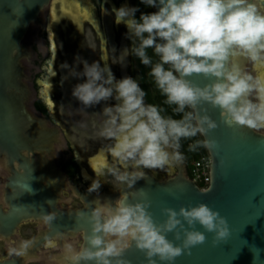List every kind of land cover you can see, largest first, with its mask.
<instances>
[{"label":"clouds","instance_id":"9594fccd","mask_svg":"<svg viewBox=\"0 0 264 264\" xmlns=\"http://www.w3.org/2000/svg\"><path fill=\"white\" fill-rule=\"evenodd\" d=\"M148 7H159L136 19V8L115 9L116 24H124L132 39L134 54L151 68L150 75L168 105L182 114L173 119L162 109L145 102V91L139 83L124 77L117 80L109 66L99 62H83V70L73 75L83 82L75 84L71 95L84 108L106 105V117L100 135L112 141L113 158L132 171L110 170L115 179L132 188L145 178L144 169L164 172L179 164L183 156L181 141L198 135L205 137L218 124L201 107L204 104L220 110L222 123L243 126L260 132L264 130V77L243 71L239 58L253 66L264 67V3L261 0H141ZM154 51L159 59L154 63L148 55ZM211 79L200 87L189 77ZM115 100L114 105H109ZM193 148L212 149L216 141H197ZM98 190L89 188V192ZM139 191H142L139 190ZM128 193L116 202L97 206L91 211V234L85 237L87 247L79 249L66 245L68 259L73 264H129L124 254L132 244L144 253L148 264L158 259L166 264L206 241L204 232L188 230L199 224L213 234V246L226 242L229 225L218 211L207 204L162 209L166 220L157 224L150 202L128 203ZM79 218L80 213L76 214ZM57 213L42 214L44 223L51 226ZM187 224L188 228L184 225ZM173 233L179 245L167 238ZM9 248L10 256H23L29 246ZM258 252L260 249H258ZM254 254L253 264L259 259Z\"/></svg>","mask_w":264,"mask_h":264},{"label":"water","instance_id":"95a60500","mask_svg":"<svg viewBox=\"0 0 264 264\" xmlns=\"http://www.w3.org/2000/svg\"><path fill=\"white\" fill-rule=\"evenodd\" d=\"M61 3L64 6L60 10ZM89 5L88 0H0V170L10 175L5 199L8 211L0 206V235L6 238L13 237L21 224L43 221L42 214L55 212L57 218L43 243L81 235V247L88 246L85 237L91 234L89 216L100 204L91 201L81 210L58 208L59 189L54 179L49 178L52 170L46 168L50 166L47 159L55 150L57 132L31 110L34 92L28 83L26 63L33 56L27 43L29 34L48 26L53 52L48 64L51 77L56 59L55 20L68 13L84 14V8ZM125 7H132L131 0H126ZM154 9L156 12L159 7ZM237 63L254 76L264 75V67L253 66L244 58H239ZM188 79L200 87L212 82L197 75ZM201 107L207 109L206 114L218 124L217 129L202 136L216 141V147L207 149L211 161L209 187L202 190L182 169L165 180L145 172V178L132 188L119 182L121 191L108 196V200L115 207V202L128 193V203L148 201L151 205L148 211L157 224L166 220L162 214L164 208L179 211L181 207L200 203L207 204L226 219L230 236L217 246H213V234L205 232L199 224L194 228L185 224L188 230L204 232L206 241L193 247L191 255H182L173 264H253L257 248L260 250L256 264H264V130L256 132L243 126H228L222 123L219 109L204 104L197 108L201 115L205 114ZM167 238L176 245L181 243L175 240L173 233H168ZM124 258L129 264H148L144 253L137 250L134 243ZM0 264L25 263L8 259ZM62 264L73 262L67 256ZM156 264L166 262L157 259Z\"/></svg>","mask_w":264,"mask_h":264},{"label":"flooded vegetation","instance_id":"af4514ba","mask_svg":"<svg viewBox=\"0 0 264 264\" xmlns=\"http://www.w3.org/2000/svg\"><path fill=\"white\" fill-rule=\"evenodd\" d=\"M88 1L90 5L84 8V14L79 11L68 13L65 16L60 15V19L55 20L53 27L56 59L55 69L52 71L51 77L48 76V64L53 57V52L48 35V26L45 29H35L27 39V43L33 52L32 59L26 63L28 83L34 92L31 110L38 118L44 120L50 129L57 132L55 150L52 156L47 159L50 166L46 168L52 170V176L49 178L54 179L59 189L58 208L60 210H81L86 208L88 202L91 201L100 205L111 203L108 196H113L121 191L119 182L112 175L110 169L98 165L96 169L98 168L104 173L103 182L99 184L100 190L89 192V188L93 184L87 174V169L95 173L90 161L103 149L110 153L112 145V141L102 137L94 128L95 124L106 120L102 111L105 104L101 103L91 108H85L86 111L84 109L79 111L78 105L80 103L75 100L72 103L69 100L70 105H73V107L70 106V116L63 110L65 95L62 90L60 67L68 64L70 76L73 79V70L81 72L83 62L89 63V60L93 58L101 66H109L117 80L123 78L119 50L123 33H127L128 29L124 24H116L115 9L125 7L126 0ZM106 11L109 13L110 30H112L117 44L114 54L108 42L105 23ZM47 22L49 21L47 20ZM129 48L130 67L128 76L134 79L132 71L134 44L132 39L129 40ZM47 80L50 82L49 86L46 85ZM74 86L70 85V88L72 89ZM115 103V100L108 102L109 105ZM83 145H86L87 148L84 149ZM118 167L120 172L125 171L122 169L121 163L118 164ZM167 169L171 170L172 173L169 171L163 173L164 177L161 179L173 177L181 169L185 170V173L190 177V165L184 156L179 164H174ZM9 176V173L4 169L0 170V206L6 212L9 208L5 201ZM49 232L50 225L44 221H29L21 224L11 238L0 235V261L20 259L25 264H62L68 256L66 245H72L76 249L81 248L83 242L81 235L75 238L47 240L43 243L45 235ZM23 241L30 242L25 254L23 256H10L9 248L19 247Z\"/></svg>","mask_w":264,"mask_h":264},{"label":"rangeland","instance_id":"374dc122","mask_svg":"<svg viewBox=\"0 0 264 264\" xmlns=\"http://www.w3.org/2000/svg\"><path fill=\"white\" fill-rule=\"evenodd\" d=\"M59 6H60L59 9L61 10V9H63V6L64 5H63V3H61V4H59ZM105 23H106V29H107V34H108V42L110 44L111 51L114 54L116 52V49H117V44L115 42V38H114V34H113L112 30H110V23H111V21L109 20V13L108 12L106 13ZM129 40H131V38L129 37V33L127 31V33H123L122 43H121V47H120V50H119L123 78L124 77H129L128 76V70H129V67H130ZM93 62H95V60L93 58H91L89 60V63L88 64H92ZM54 69L55 68H54V64H53V70ZM59 69H60V71L62 73V90H63L64 95H65V99L63 101V110L66 111V114L70 116V114H71V109L70 108L73 107V105L72 104L70 105L71 102L69 100H71L72 103L75 100L72 97V95H71L72 89L70 88V85H75V84L81 83L83 81H82V79H77L75 77L73 79L71 78V76H70V70H69L70 67H69L68 64L60 67ZM263 77H264V75H263ZM72 80H74V81H72ZM73 82H74V84H73ZM49 85H50V82H49ZM78 107H80V110L79 111H81L82 109H84V111H86V109L81 104L78 105ZM104 107H105V105H104ZM85 113H87V112H85ZM104 123L105 122L98 123V124H95L94 125V128L96 129V131L98 132V134H100V132H101L103 126H104ZM83 148L86 149L87 148L86 145L85 146L83 145ZM109 157H110V159H109ZM90 163L92 165V168L95 169V173H93V172H91L90 170L87 169V174L90 176V179H91L92 184H93L92 185V188L93 189H96L98 187V190H100L99 189V184L101 182H103L102 177L104 176V173H102L101 171H99L98 168L96 169V167L98 165L104 166V167H106L107 169H110V170L119 169V167H118L119 162L116 161L113 158L111 151H110V153H108L107 150H104V149L101 150L98 155H96L95 157H93L91 159ZM121 166H122V169H124V170H130V171H132V169L130 167L126 169L123 164H121ZM144 171H149V172L153 173L152 170H148V169H144ZM167 171H169V173L171 172V170H169V169L166 168L164 172L159 171V170H154V173L153 174H155L156 176H158V177L161 178V177H164V174L163 173H165Z\"/></svg>","mask_w":264,"mask_h":264},{"label":"trees","instance_id":"16d2710c","mask_svg":"<svg viewBox=\"0 0 264 264\" xmlns=\"http://www.w3.org/2000/svg\"><path fill=\"white\" fill-rule=\"evenodd\" d=\"M132 8L138 9L135 13L136 19H139L141 14H150L155 12L154 7H148L145 4L141 3V0H131ZM135 46V45H134ZM132 71L134 75V79L139 83L140 87L145 91V102L148 104H153L162 109V114L166 117H171L173 119H181L182 114H177L174 111L175 105H168L166 103V97L161 94L159 89L157 88L153 77L150 75L151 68L149 66H145L141 63L140 59L132 53ZM148 55L152 57L153 62L155 63L159 58L154 55V51L152 49H148ZM204 140L202 136L198 135L191 139H185L181 141L180 152L186 159L187 163L190 165V177L192 165L194 162L202 160L203 158H210L209 153L206 148L196 147L193 148L197 141ZM198 186L201 189H205L206 186L203 183H198Z\"/></svg>","mask_w":264,"mask_h":264},{"label":"built area","instance_id":"2783aa9c","mask_svg":"<svg viewBox=\"0 0 264 264\" xmlns=\"http://www.w3.org/2000/svg\"><path fill=\"white\" fill-rule=\"evenodd\" d=\"M210 158H203L202 160L196 161L192 165L191 170V179L198 185V183L205 184L206 188L202 190H206L211 182L210 177Z\"/></svg>","mask_w":264,"mask_h":264}]
</instances>
